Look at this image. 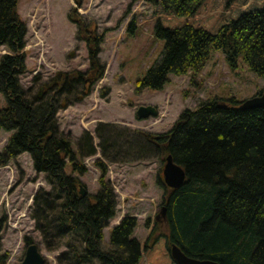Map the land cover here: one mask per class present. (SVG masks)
Wrapping results in <instances>:
<instances>
[{"label":"trees","instance_id":"trees-1","mask_svg":"<svg viewBox=\"0 0 264 264\" xmlns=\"http://www.w3.org/2000/svg\"><path fill=\"white\" fill-rule=\"evenodd\" d=\"M18 1L0 0V45L10 50L0 58V93L6 98L0 127L13 132L0 153V166L28 152L35 169L52 185L36 195L34 219L46 239L64 240L67 250L59 262L178 264L172 254L177 245L195 259L264 264V107L241 109L236 97L216 95L184 110L167 132L134 130L124 135L117 130L115 135L98 127L104 157L111 155L110 148L124 149L119 144L124 138L129 147L146 155L156 152L162 164L171 155L187 176L177 189L158 179L167 212L165 218L157 214L147 219L145 242L134 236L138 219L128 215L112 229L105 245V227L117 211L114 188L105 179L108 169L96 162L103 171L98 192L82 196V182L67 173V166L83 173L86 167L79 158L97 154V148L86 133L76 151L57 120L59 110L82 101L103 77L105 64L99 53L105 34L91 28L79 12L85 0H75L69 18L87 42L89 69L61 71L27 88L21 75L26 70L28 28L18 13ZM145 2L156 18L154 39L163 41L164 49L138 81V89L162 90L170 75H196L216 52H222L232 68L242 60L264 77V0ZM136 29L133 19L127 32L134 35ZM263 93L264 88L256 95Z\"/></svg>","mask_w":264,"mask_h":264},{"label":"rangeland","instance_id":"rangeland-1","mask_svg":"<svg viewBox=\"0 0 264 264\" xmlns=\"http://www.w3.org/2000/svg\"><path fill=\"white\" fill-rule=\"evenodd\" d=\"M74 1H18V13L28 28L27 69L21 76L24 86L30 87L40 78L48 80L60 71L88 69L86 43L78 38L77 25L69 20ZM79 11L91 23V28L106 34L99 53L106 68L104 77L88 97L59 110L60 130L72 137L76 150L86 133L92 135L93 142L98 144L100 139L96 130L101 126L108 132L115 131V135L117 130L124 135L135 129L167 132L185 109H195L203 100L217 95L243 101L264 88V77L254 73L247 63L241 60L237 68H232L225 55L216 52L196 75H170L163 90L138 91L136 83L164 49V42L154 39L156 18L152 8L144 0H85ZM133 18L137 23L134 35L127 32ZM5 53L8 49L0 45V57ZM70 53L72 57L69 58ZM5 105L6 99L0 93V106ZM147 105L156 106L159 114L139 119L136 115L138 107ZM11 135L12 132L0 127V152ZM119 144L124 149L119 152L110 148L108 153H112L106 157H101L99 149L94 156L80 157L79 161L86 167L83 173L72 172L70 166L67 167L68 174L72 172L81 180V190L95 194L103 175L95 161L102 160L107 165L105 179L114 188L117 211L105 227V245L112 228L126 215L138 218L140 223L134 236L146 241L149 233L146 221L160 212L164 195L158 184V178L163 176L160 156L156 152L146 155L147 151L133 149L124 138ZM51 189L45 174L34 168L29 153H23L0 167V264H22L27 237L38 244L46 259L45 264H61L58 257L67 250L62 245L64 240L59 237L46 239L32 217L34 197Z\"/></svg>","mask_w":264,"mask_h":264},{"label":"water","instance_id":"water-1","mask_svg":"<svg viewBox=\"0 0 264 264\" xmlns=\"http://www.w3.org/2000/svg\"><path fill=\"white\" fill-rule=\"evenodd\" d=\"M257 107H264V94L262 96L249 99L241 105V109ZM157 114V110L151 106L141 107L138 110V115L140 118H148L150 116H156ZM164 182L167 186L173 189L181 187L186 182L185 170L177 165L171 156L167 158V163L165 165ZM81 193L82 195H85L86 191L82 189ZM163 213H166L165 208L163 209ZM172 254L178 264H219L213 260H201L190 257L175 245L173 246ZM22 264H45V259L36 244L29 245Z\"/></svg>","mask_w":264,"mask_h":264}]
</instances>
